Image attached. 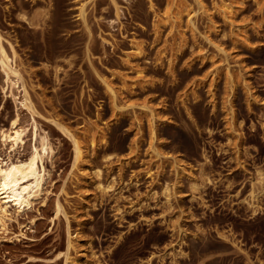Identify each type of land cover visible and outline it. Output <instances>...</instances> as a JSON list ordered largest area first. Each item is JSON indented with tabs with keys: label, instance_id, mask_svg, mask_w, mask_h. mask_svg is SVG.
I'll return each instance as SVG.
<instances>
[{
	"label": "rangeland",
	"instance_id": "obj_1",
	"mask_svg": "<svg viewBox=\"0 0 264 264\" xmlns=\"http://www.w3.org/2000/svg\"><path fill=\"white\" fill-rule=\"evenodd\" d=\"M0 47L52 146L0 264H264V0H0Z\"/></svg>",
	"mask_w": 264,
	"mask_h": 264
},
{
	"label": "bare ground",
	"instance_id": "obj_2",
	"mask_svg": "<svg viewBox=\"0 0 264 264\" xmlns=\"http://www.w3.org/2000/svg\"><path fill=\"white\" fill-rule=\"evenodd\" d=\"M222 9H224L225 13L229 12V7L225 5H222ZM0 68L5 76L1 91L5 97H12L15 104L14 117L10 121L9 126L5 129L0 128V145L9 150V152H14L26 143V138H29L30 141L29 152L25 159H14L9 154L0 158V217H3L7 211L6 207L8 204L17 210H25L31 206L33 199L40 195L42 182L46 173L43 160L45 156H51L52 146L45 134L38 133L35 124L32 123L30 129L19 124V109L25 108L31 110L32 106L25 90H20L22 88V85H20V74L9 63V57L1 47ZM226 76L228 81H230L231 75L228 71H226ZM14 89H16L15 92ZM229 89L232 92V86H229ZM108 91L113 96L111 88ZM152 123L150 126L151 134L154 131ZM69 137L73 144L74 164L84 162L87 155L86 147L82 146L75 137L71 135ZM204 158L207 160V157ZM204 181L206 183L211 182L208 177L204 178ZM250 205L251 212L253 214L256 213L259 206L253 203ZM55 208L56 213H58L59 205L56 204ZM69 246L70 243L68 242L66 251L56 254L49 261L62 259L63 264L73 262L67 255Z\"/></svg>",
	"mask_w": 264,
	"mask_h": 264
}]
</instances>
